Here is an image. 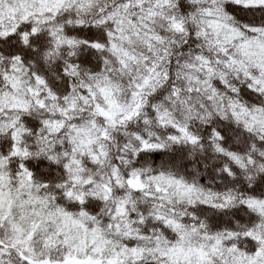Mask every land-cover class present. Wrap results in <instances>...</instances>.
Masks as SVG:
<instances>
[{
    "label": "snow or ice",
    "instance_id": "snow-or-ice-1",
    "mask_svg": "<svg viewBox=\"0 0 264 264\" xmlns=\"http://www.w3.org/2000/svg\"><path fill=\"white\" fill-rule=\"evenodd\" d=\"M0 137V264H264V0H0Z\"/></svg>",
    "mask_w": 264,
    "mask_h": 264
},
{
    "label": "clouds",
    "instance_id": "clouds-1",
    "mask_svg": "<svg viewBox=\"0 0 264 264\" xmlns=\"http://www.w3.org/2000/svg\"><path fill=\"white\" fill-rule=\"evenodd\" d=\"M184 2L185 3H190L191 0H184ZM158 131H161V132H163L164 135H167V133L164 132V130H162V129H158ZM200 131L201 132L203 131V126H201ZM0 138H2V137H0ZM26 143H33V140L32 139H28V140H26ZM157 159H159V158H157ZM197 164H198V161L196 159L188 158L187 154H185V171H189V172L192 171V169L194 167H196ZM241 179H244V177H241ZM245 183H247L246 180H245Z\"/></svg>",
    "mask_w": 264,
    "mask_h": 264
}]
</instances>
